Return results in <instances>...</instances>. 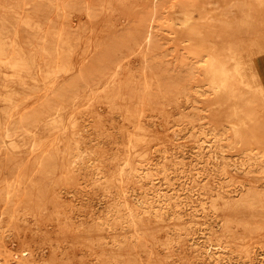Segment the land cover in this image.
I'll return each instance as SVG.
<instances>
[{
    "label": "bare ground",
    "instance_id": "1",
    "mask_svg": "<svg viewBox=\"0 0 264 264\" xmlns=\"http://www.w3.org/2000/svg\"><path fill=\"white\" fill-rule=\"evenodd\" d=\"M77 1L0 0V264H70L69 255L84 264L80 257L87 254L102 257L100 264L141 258L142 264H264V155L239 150V160L227 157L226 132L198 129L191 137L197 157H212L217 177L233 188L212 189L187 174L172 177L173 165H188L172 153L178 134L148 120L167 108H158L147 72L129 67L131 75L142 76L134 89L119 73L89 84L95 79L81 66L88 43L67 31ZM81 1L90 19L99 11L100 23H108L126 0ZM223 7L221 14H240L247 26L244 36H225L227 52L204 49L207 39L197 36L203 25L192 11L178 21L185 37L200 45L193 54L205 62L195 93L212 91L216 102L230 103L227 117L236 121L230 142L238 148L256 141V101L244 103V97L256 92L264 104L254 60L264 52V37L250 33L264 0H225ZM50 13L56 18L48 20ZM141 38L143 60L147 44ZM157 152L168 160L163 165L153 162ZM3 170L11 177L4 179ZM21 219L38 225L45 249L65 239L60 255L66 259L39 261L46 250L31 245L36 237L20 227ZM7 235L16 240L15 252L4 244Z\"/></svg>",
    "mask_w": 264,
    "mask_h": 264
},
{
    "label": "rangeland",
    "instance_id": "2",
    "mask_svg": "<svg viewBox=\"0 0 264 264\" xmlns=\"http://www.w3.org/2000/svg\"><path fill=\"white\" fill-rule=\"evenodd\" d=\"M224 2L225 0H126L116 5L114 12L108 16V23L105 21L100 23L104 15L97 11L90 19L83 12V2L78 0L74 3L78 6L77 10L66 17L69 36L82 37V40L88 43L84 48V53L82 52L85 61L81 66L90 71L93 80L95 79L92 82H90L91 78L89 79L90 85L101 79L110 78L111 74L119 73L120 78L126 81V85L134 89V84L141 82L142 76L140 72H134V75H131L129 67L140 71L144 69L147 72L149 81L156 87L158 108L160 110L163 106L167 108L166 115L156 110L155 113H150L153 116L148 120L156 123V128L166 125L171 135L178 134L180 147L178 146L172 153L183 155L188 165L184 169H178V167L176 169L173 165L175 170L171 176L179 174V177H182L187 174L212 189L217 185L228 189L233 187L228 184V179L217 177L213 165L215 160L212 157L209 159L206 156L197 157V149L193 147L194 144L191 141L195 130L202 129L211 134L226 132L227 135L222 141V145H225L222 155L227 157L239 160V155L242 154L239 150L241 152L252 150V154L264 155V104L256 92L246 95L243 100L244 102L253 97L256 101L253 108L257 112V120L251 127L256 130L253 136L256 141L255 143L245 141L236 148L234 143L230 142L233 133L232 124L236 123L235 120L227 117L230 103L219 104L212 91L205 96H200L194 90L198 79L201 78L200 74L205 62L193 54V51L198 50L200 45L185 37L184 27L186 26L181 25L178 20L183 17V12L192 11L194 18L199 19L198 21L203 25L204 31L198 33L197 36L207 39L204 49L207 51L208 48L210 52H213L219 48L220 53L227 52L226 49H222L225 36H231L233 33H236L238 37L244 36L247 26L243 27L239 23L240 14H221ZM47 16L48 20L56 18V15L52 13ZM252 16L254 23L250 30L251 36L264 37V7L256 9ZM77 26L79 28H76ZM91 27L95 31H90ZM29 33L24 30L22 34ZM46 34L53 39L58 37L55 30H49ZM142 34L146 36L147 49L144 48V50L147 52V58L140 60L138 49L142 48V42H140ZM135 38L140 40H135ZM57 45L62 46L59 43ZM254 60L257 72L264 84V52L256 55ZM108 73L111 74L107 75ZM184 88L187 90L184 91ZM204 89L210 90L206 84H204ZM116 120L119 121V118ZM151 128H154V125ZM162 155L164 154L161 152L156 153L153 161L156 166L168 161ZM2 176L4 179L11 177L6 170H3ZM260 177V182H264V174ZM20 227L33 230L36 239L31 240V245L40 246L41 249L48 248V244L37 234V224L23 222L21 219ZM15 242L16 240L10 235L4 238V244L14 252L18 249ZM0 243H2L1 237ZM64 243L67 244L65 239L55 240L52 248L38 253L37 259L42 262L66 259L60 255L64 252ZM80 258L84 264H100L98 261L102 259L96 254H87ZM69 260L70 264H78L77 258L73 255H69ZM135 264H142V258Z\"/></svg>",
    "mask_w": 264,
    "mask_h": 264
}]
</instances>
